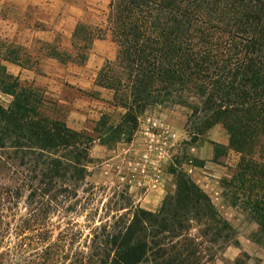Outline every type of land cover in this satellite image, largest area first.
Instances as JSON below:
<instances>
[{
  "label": "trees",
  "instance_id": "16d2710c",
  "mask_svg": "<svg viewBox=\"0 0 264 264\" xmlns=\"http://www.w3.org/2000/svg\"><path fill=\"white\" fill-rule=\"evenodd\" d=\"M107 22L106 29L78 23L69 50L56 39H37L34 49L0 36V96L12 97L8 107L0 101V264H263L246 252L224 256L239 247L233 226L190 175L173 168L175 189L157 211L124 197L125 213L99 224L86 215V234L71 216L94 201L81 193L95 189L86 180L102 137L71 129L63 103L6 64L37 74L49 59L84 66L95 41L110 33L116 56L95 84L125 113L120 124L102 126L103 144L125 128L136 131L157 106L186 108L198 135L221 126L229 143H214V158L239 156L223 181L225 198L257 225L252 239L264 248V0H109Z\"/></svg>",
  "mask_w": 264,
  "mask_h": 264
},
{
  "label": "rangeland",
  "instance_id": "374dc122",
  "mask_svg": "<svg viewBox=\"0 0 264 264\" xmlns=\"http://www.w3.org/2000/svg\"><path fill=\"white\" fill-rule=\"evenodd\" d=\"M47 2L49 4L46 6L26 7L22 0H0L1 38L35 49L38 45L35 40L39 37L33 30L48 27L54 29L53 39H56L57 45L69 50L78 23L101 29L108 27L109 0ZM74 18L78 20L72 26ZM116 51V45L110 33H107L104 39L95 41L86 65H61L56 61H47V79L35 80L37 85L47 89L50 96L60 100L65 110H69L66 122L71 129L87 132L94 138L102 137L91 148L93 162L89 164L86 180L87 188L95 186V189L87 194L81 193L85 197H93L94 201L87 212L71 216L74 222L87 234L92 224L88 223L86 215H96L95 221L98 223L100 217L102 219L116 214L124 203V197L131 198L135 205L145 210H158L168 191L175 189L174 177L170 174L173 168L186 172L195 181L198 179L200 188L210 196L218 213L233 226L232 241L238 242L239 247H228L231 258L225 257L234 260L246 252L264 264V248L252 239L257 225L242 209L233 206L225 198L223 181L231 177L239 160L238 154H227L221 149L227 155L214 156V161L208 158L211 149L213 152L220 150L211 137L222 139L224 129L216 134L208 131L198 135L188 124L186 108L157 106L139 117L136 131L131 133L125 128L120 135L110 140L109 145L103 144L108 132L101 134L102 126L106 123L120 124L125 113L124 109L110 104L113 96L111 91L95 84L99 70L107 60L115 58ZM22 81L29 82L24 77ZM11 100L9 95L0 96L4 107H8ZM129 137L131 142H127ZM199 153H202L203 159L198 158ZM191 169L193 173H190ZM126 211L120 210L119 213Z\"/></svg>",
  "mask_w": 264,
  "mask_h": 264
},
{
  "label": "crops",
  "instance_id": "0c3cea01",
  "mask_svg": "<svg viewBox=\"0 0 264 264\" xmlns=\"http://www.w3.org/2000/svg\"><path fill=\"white\" fill-rule=\"evenodd\" d=\"M22 2L24 4V6H26V7H28V6H36V5L46 6V5L49 4L47 2V0H39V1L38 0H22ZM77 20H78V18H74V24L72 23V26L75 25V21L77 23ZM33 31H34L36 37H39V39L42 40V41L50 42L51 43V42H53L55 40V39H53L54 38L55 31L52 28H48L47 27L46 29H34ZM47 61H56V60H54V59L46 60L44 62V64L42 65V74H37V73H35L32 70L24 69V68H21L20 66H17L15 64H11V63H8L7 64V68H8V71L12 75L20 77L21 80L24 77V78H27L29 80V82H30V80H31V82L34 81V80L44 81V80L47 79V76H46L47 71L45 69L46 68L45 67V64H46ZM56 62H58V61H56ZM93 85H94V83H93ZM74 113H76V112H74ZM220 129L222 130L223 128L221 126H216V127H214L213 129L210 130V134H216V133L219 132ZM211 140L213 141V143L221 144V145H224V146H227L228 143H229V137H228V134L226 133V131H225L224 134H222V139L219 140V139H216L215 137H211ZM213 157H214V152L211 149L210 150V155L208 156V158L210 160H213ZM198 158L203 159L202 153H199ZM191 172L193 173V170L192 169L190 170V173ZM195 182L199 185V182L200 181L197 179V181H195ZM158 189H161L160 186H158ZM150 195H151V193L147 196L146 199H148L150 197ZM229 250L230 249H227V251L224 253V256H226L227 258H231V256L229 255V253H230Z\"/></svg>",
  "mask_w": 264,
  "mask_h": 264
}]
</instances>
